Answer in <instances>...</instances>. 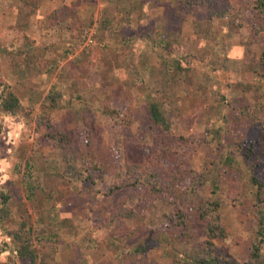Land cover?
<instances>
[{
    "label": "rangeland",
    "instance_id": "1",
    "mask_svg": "<svg viewBox=\"0 0 264 264\" xmlns=\"http://www.w3.org/2000/svg\"><path fill=\"white\" fill-rule=\"evenodd\" d=\"M49 1L0 0V78L25 107L4 116L0 135V189L9 186L13 198L2 228L21 235L0 230V264H198L209 224L227 236L212 238L222 264H263L251 259L253 204L264 200V15L256 0H171L156 23L146 9L157 0ZM28 44L34 63L14 68L8 52ZM160 92L182 111L171 138L188 139L160 166L186 170L179 190L197 176L196 198L218 202L205 219L184 204L185 222L173 218L179 205L151 197L145 184L115 187L125 162L162 152L147 109ZM56 93L60 105L90 109L87 122L50 108ZM105 103L130 122L112 123ZM48 123L72 135L75 163L51 142ZM117 207L131 216L112 221ZM22 243L33 262L13 252Z\"/></svg>",
    "mask_w": 264,
    "mask_h": 264
},
{
    "label": "trees",
    "instance_id": "2",
    "mask_svg": "<svg viewBox=\"0 0 264 264\" xmlns=\"http://www.w3.org/2000/svg\"><path fill=\"white\" fill-rule=\"evenodd\" d=\"M256 8L264 15V0H256ZM215 6V12L218 11L217 3H213ZM21 52H18L16 48L13 51L8 52L10 59L13 62V67L18 69V65L22 62V65L33 64V47L28 45H23L20 48ZM264 56V53L261 54ZM21 65V64H20ZM35 65L41 70L40 64L35 63ZM58 93L51 96L50 108H65L67 113L77 120L87 122V113L90 111L87 107L79 106L77 108L73 106H63L57 101ZM148 116L152 123V126L156 130V134L153 136L154 141L159 142V149L162 151L159 153L156 148H152L144 156L142 163L129 164L124 163L123 174L124 176L117 177L118 183L115 187L121 186H136L138 184H145L148 186L147 192L151 197L161 198L163 200H169L175 202L179 205L177 213L173 215V218L179 219L180 222L184 223L187 219V213L180 208L181 204L190 207L197 213L200 217L205 219L207 214L214 210L218 206V202H208L204 203L196 198V190L200 180L196 178L194 174L192 179L187 185L188 187L184 190H179L178 188L184 184V180L187 174L185 169H172V168H162L160 165V159L167 158L168 153L174 152L182 144H185L188 139L184 136H174L172 128V118L175 116L179 117L182 115V111L175 110L172 107L171 99L169 96H164L162 92L158 93L154 99L148 104ZM25 111L20 98L17 93L11 88V86L2 78H0V135L3 132L4 116L14 117L20 115ZM103 112L107 117H110L112 123L119 125H127L130 120L129 118H123V112L111 108L108 103L103 106ZM47 136L50 138L54 145H58L64 152V159L68 162L75 163L77 158H79L78 148L72 146V135L68 131H60L55 128L52 124L48 123L46 125ZM111 131V130H110ZM169 139L168 141H166ZM173 150V151H171ZM142 174H147L149 176L148 181L142 182ZM197 174V173H196ZM198 175V174H197ZM259 190L261 188L258 185ZM260 193V191H258ZM13 198L9 191V186L4 190L0 189V230L2 233L12 235L16 239H20L21 235L18 230H4L2 228V223L7 220L12 212ZM254 207V218L252 220V232L256 236V241L252 243L251 247V259L256 260L258 257H262V263L264 264V200L257 197V201L253 204ZM131 211L124 209L123 207H117L113 218L130 217ZM207 245L209 246V251L206 257L200 258L196 262L198 264H222L221 259L218 255L216 248L213 245L212 238L221 237L223 239L227 238L225 232L218 224H209L207 226ZM92 244V240L90 239ZM6 246L10 248L8 244ZM29 244H21V246L16 249L14 248V253L16 256L21 258L29 259L34 261L35 254L29 249ZM13 250V249H12ZM227 264H230L229 262Z\"/></svg>",
    "mask_w": 264,
    "mask_h": 264
},
{
    "label": "crops",
    "instance_id": "3",
    "mask_svg": "<svg viewBox=\"0 0 264 264\" xmlns=\"http://www.w3.org/2000/svg\"><path fill=\"white\" fill-rule=\"evenodd\" d=\"M160 1H162V2H164V3H160ZM54 2H56V1H54ZM53 2V3H54ZM171 2V0H157V3H156V8L154 9V10H151L149 7H147V9L146 10H148V17L149 18H151V19H153L154 21L155 20H164V19H166V12H165V5H167V4H169ZM44 3H47V4H49L50 3V1L49 0H44ZM52 3V1H51V3L50 4H53ZM165 4V5H164ZM89 6H83V10L85 11L87 8H88ZM148 17H145L146 19H149ZM155 23H156V21H155ZM47 25H49V24H47ZM155 27V29H157L158 28V25H154ZM34 28L37 30V31H39V34H43V35H49V32H50V29L48 28V27H46V26H41V24H40V26L38 25V23L37 24H35V26H34Z\"/></svg>",
    "mask_w": 264,
    "mask_h": 264
}]
</instances>
